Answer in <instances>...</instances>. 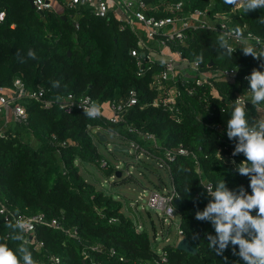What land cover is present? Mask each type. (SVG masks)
I'll list each match as a JSON object with an SVG mask.
<instances>
[{
	"label": "trees",
	"instance_id": "1",
	"mask_svg": "<svg viewBox=\"0 0 264 264\" xmlns=\"http://www.w3.org/2000/svg\"><path fill=\"white\" fill-rule=\"evenodd\" d=\"M178 1L183 2L188 12L208 8L210 14L230 13L227 20L230 26L264 38V24L259 22L264 9L244 14L240 9L233 11L224 0H148L159 6L153 10L159 16L170 15L163 7ZM1 10L6 16L0 22V85L11 86L14 79L21 78L27 91L43 85L48 98L56 99L68 93L88 94L100 102L126 99L129 91L136 89L137 104L124 112L125 122L112 123L111 127L148 148L149 143L123 126L155 133L165 147L175 149L184 145L198 155L202 173L198 172L194 158L186 155L177 156L170 171L166 170L179 194L180 227L197 249L196 253H188L178 249L177 243H167L164 248L169 253L170 264H244L238 255H233L231 244L222 255L209 247L208 236L215 235L214 228L209 221L196 220L195 213L203 211L210 199L202 178L212 181L214 186L224 179L230 190L238 191L243 186L251 194L249 178L240 175L225 155H218L225 143L224 136L211 125L227 126L232 102L245 82L248 83L244 76L250 75L254 68L263 71L261 60L245 56L241 43L236 42L237 51L232 56L224 53L218 44L220 34L210 29L193 31L186 43L170 44L173 53L181 50L191 61L202 57L199 62L204 69L237 67L236 79L216 80L214 91L208 86H195L190 78L188 83L183 79L170 83L168 88L175 86L180 91L181 118L177 119L163 106L152 104L162 94L151 83L162 70L163 59H156L151 68L139 74L137 59L131 53L138 46V37L130 27L121 30L120 21L98 18L86 9L77 13L75 19L67 9L46 11L42 16L29 0H0ZM137 32L146 35L141 28ZM29 49L35 52V59L27 57ZM54 81L60 82L59 88L53 87ZM21 102L27 107L29 123H16L14 127L10 124L0 130V189L8 206L17 213L42 212L49 219L59 218L63 228L37 226L34 236L44 242L40 250L29 243L26 234L28 247L38 264H52L53 254L60 257L61 264H134L153 259L157 248L148 230L141 224L139 228V223L122 211L119 199L98 189L80 172L84 162L96 164L108 177L123 171L108 159L107 167L101 165L106 158L95 144L92 126L108 125L105 119H90L79 109L65 113L57 105L45 109L28 96ZM247 115L253 121V106ZM154 155L163 156V151H154ZM236 157L246 159L243 154ZM118 178L120 182L133 179L132 176ZM67 230H76L78 237ZM0 243L13 251L17 247L2 215ZM93 244L102 250H92ZM111 248L123 254L125 261L110 255Z\"/></svg>",
	"mask_w": 264,
	"mask_h": 264
},
{
	"label": "built area",
	"instance_id": "2",
	"mask_svg": "<svg viewBox=\"0 0 264 264\" xmlns=\"http://www.w3.org/2000/svg\"><path fill=\"white\" fill-rule=\"evenodd\" d=\"M53 1L57 0H33L35 9L39 12L56 10L53 5ZM65 9L75 10L77 13H81L83 9L90 11L91 14L98 18L111 19L114 18L120 21V29L124 30L130 27L137 33L138 46L132 49L131 53L137 59L138 73L143 74L147 69L151 68V65L155 63L156 59H161L162 55L165 54V49L170 48V44H183L186 43L190 37L191 33L197 29H210L221 34V32H230L235 27H232L227 22L230 13L217 12L215 14H210L209 9L196 8L191 11H185L184 4L182 1L171 2L170 4L163 7L164 10L171 12L167 16H159L153 13L154 9H159V6L153 5L148 2V0H61ZM58 2V1H57ZM239 8H233V11ZM6 12L4 10L0 11V22L5 19ZM78 27V23H76ZM137 28H141L146 33L145 39L141 34L137 32ZM245 38L248 39L250 43H255L256 37L264 41L261 36L255 35L251 32H243ZM236 43H241V41L232 38L230 43L233 47ZM258 49L259 46H257ZM237 51V48L236 50ZM260 51V50H257ZM156 53H160L159 58L156 57ZM163 58V68L162 70L153 77V82L151 86L157 90L161 91V95L153 101L154 106H163L165 109L173 113L177 119L181 118V109L178 105V98L180 91L177 87L173 86L168 88L170 83H176L178 79H183L185 83L190 80L195 84V86H208L214 91V82L219 79H231L235 80L237 76V67L229 69H204L198 60L191 61L189 58L184 57L181 50H176L174 53L170 51L164 55ZM264 64V60L260 61ZM189 68L193 72H185V69ZM262 68V67H261ZM264 71V68H262ZM194 73V75H192ZM248 75L244 76L245 77ZM190 78V80L188 79ZM249 84L245 82L243 90L239 91L232 102V105L239 98L240 103L247 105V114L251 110V100L250 94L248 92ZM24 96H28L40 102L41 106L45 109H51L55 105L59 109L63 110L65 113H72L74 110L83 109L79 107L84 101L90 98L91 101L96 102L100 109L101 115L98 118L105 119L108 125H97L92 126L93 130L114 133L120 138L126 140L135 149L137 157L146 156L147 158H154L159 163L160 167L165 168L168 172L170 171L171 163L175 161L177 156L186 155L194 158L196 168L199 173H202V164L198 155L184 145H180L177 148H167L156 136L155 133L143 131V129L132 125L123 126L130 133L136 134L149 143L150 148L142 145L136 138H128L123 135L119 130H115L110 124L125 122L124 112L130 107L137 104L138 102V92L136 89H131L126 99L122 100H107L100 102L93 98L91 95H81L75 96L73 93H68L63 96L61 100L52 99L47 97L46 88L43 85H39L36 89L27 91L25 84L21 78H16L11 86L0 85V130H4L13 121L19 124L29 123V113L26 105L21 102ZM255 108V117L253 120L264 119V102ZM225 111V109H223ZM97 119V118H96ZM212 129L215 131H220L224 136V145L220 147L219 156L225 155L227 161L233 167L239 165L243 160H239L236 156H232L234 150L235 141L229 140L227 137V126L221 128L217 123H212ZM96 131V132H97ZM107 135L106 132H103ZM163 151L162 155H154V151ZM131 150L129 149V152ZM235 161V163H233ZM103 167L109 165L107 159L101 161ZM117 169H121L120 164H116ZM171 180V178H170ZM202 183L204 188L208 186H213L212 181H208L202 178ZM206 191V190H205ZM179 197L177 189L171 180L170 187L165 186L163 190H155L150 193L148 199V205L157 212L160 211L161 219L163 224L174 221L179 213L175 200ZM0 215L3 216L4 220L8 222L13 218L23 219L27 221L31 228L26 233L29 236V243L33 244L36 250H40L44 245V242L38 240L34 234L38 225H47L55 228H63L59 218L49 219L42 212H36L30 215H23L15 212L11 209L6 201L4 200L2 190L0 189ZM181 221V215H180ZM180 221L178 225V233L181 236L180 239L185 237L184 231L180 227ZM170 224V225H171ZM139 228L141 225L139 224ZM72 236H77L76 230H67ZM157 239V237H156ZM169 240V238H167ZM92 250H102V247L93 244L91 246ZM157 255L153 259L143 260L140 262H135L134 264H170V258L168 251L163 248H157ZM89 256V253L85 252ZM110 255L118 258L120 261H125V256L120 254L116 248L110 249ZM52 264H61V259L58 255L53 254L50 257Z\"/></svg>",
	"mask_w": 264,
	"mask_h": 264
},
{
	"label": "clouds",
	"instance_id": "3",
	"mask_svg": "<svg viewBox=\"0 0 264 264\" xmlns=\"http://www.w3.org/2000/svg\"><path fill=\"white\" fill-rule=\"evenodd\" d=\"M224 4L239 8L244 14L264 9V0H224ZM259 22L264 24V17ZM232 38L241 41L240 48L245 56L251 55L254 59L264 60V41L256 37L255 43H250L240 27L219 35V48L224 53L232 56L236 50L230 43ZM257 46L260 51H257ZM27 57L35 59L36 54L29 49ZM200 59L202 57L197 62ZM21 62H24L22 57ZM261 67L264 68V64ZM245 79L249 83L247 90L252 106L264 102V71L254 68ZM53 87L59 88L60 82L54 81ZM56 99L59 101L62 97L57 96ZM246 105L237 98L226 125L227 137L235 141L232 156L243 154L246 158L236 166V170L249 178L251 194L243 186L238 191L230 190L223 179L214 187L204 188L210 199L203 211L195 213V219L211 223L215 235L208 236L209 247L218 255H222L231 244L233 255H238L244 264H264V119L250 121ZM79 107L90 119L101 115L99 105L90 98L79 104ZM7 228L11 230V239L17 242V247L13 251L6 244L0 243V264H38L26 240V233L31 225L22 218H13L7 222Z\"/></svg>",
	"mask_w": 264,
	"mask_h": 264
},
{
	"label": "rangeland",
	"instance_id": "4",
	"mask_svg": "<svg viewBox=\"0 0 264 264\" xmlns=\"http://www.w3.org/2000/svg\"><path fill=\"white\" fill-rule=\"evenodd\" d=\"M57 1H53L54 8L57 11L63 12L65 7L63 3H60L62 1ZM67 12L71 18H78L75 10H67ZM142 36L148 39L144 33ZM185 71L193 72L189 68H186ZM1 117L2 115H0V119ZM11 124L14 127L16 122L13 121ZM96 131L93 130L94 141L102 156L115 165L120 164L123 170L121 171L122 177L132 176L133 179L120 182L117 176L108 177L102 168L88 162L80 165V172L83 177L95 184L98 189L110 193L119 199L123 205L122 211L148 230L153 245L156 248H163L167 243L179 242L181 238L178 233L180 215H177L172 224L170 222L163 224L161 215H159L160 211L157 212L148 205V199L152 191L163 190L165 186L170 187L171 180L166 169L160 167L154 158L147 159L146 156L138 158L135 149L130 143L118 135L103 130V132L107 133L108 140L101 141ZM31 136L32 142L35 143V137ZM115 146L121 149L128 148L131 151H117L115 150Z\"/></svg>",
	"mask_w": 264,
	"mask_h": 264
},
{
	"label": "water",
	"instance_id": "5",
	"mask_svg": "<svg viewBox=\"0 0 264 264\" xmlns=\"http://www.w3.org/2000/svg\"><path fill=\"white\" fill-rule=\"evenodd\" d=\"M32 8H35V5L33 3V0H29ZM39 13L44 16L45 15V12H40ZM64 18H66V16H63ZM211 66V64H210ZM97 136L99 137V139L101 141H107L108 140V137L105 133L101 132V131H97L96 132ZM115 150L117 151H125V152H129V149L128 148H119L117 146H115ZM122 175V172L121 171H118L117 172V177H120ZM175 204L178 205L179 204V199L177 198L175 200ZM177 248L180 249V250H183V251H186L188 253H196L197 249L195 248L194 245H192L189 241V239L187 237H183L182 239L179 240L178 244H177Z\"/></svg>",
	"mask_w": 264,
	"mask_h": 264
},
{
	"label": "crops",
	"instance_id": "6",
	"mask_svg": "<svg viewBox=\"0 0 264 264\" xmlns=\"http://www.w3.org/2000/svg\"><path fill=\"white\" fill-rule=\"evenodd\" d=\"M164 51H165V54H163L162 57H164V55H166V53L170 52L171 49L170 48H166ZM156 57L159 58V54L158 53H156ZM162 57H161V59H163Z\"/></svg>",
	"mask_w": 264,
	"mask_h": 264
}]
</instances>
